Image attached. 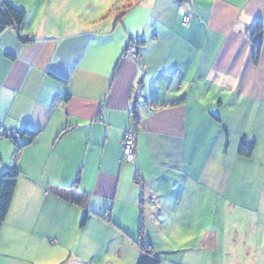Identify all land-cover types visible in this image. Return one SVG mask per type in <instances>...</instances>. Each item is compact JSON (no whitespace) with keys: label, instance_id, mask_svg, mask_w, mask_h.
<instances>
[{"label":"crops","instance_id":"0c3cea01","mask_svg":"<svg viewBox=\"0 0 264 264\" xmlns=\"http://www.w3.org/2000/svg\"><path fill=\"white\" fill-rule=\"evenodd\" d=\"M2 1L25 19L0 32V128L19 133L16 141L0 136V173L19 172L0 264H95L104 261L105 232L115 263L135 264L140 223H155L143 240L156 253L165 247L158 227L200 223L202 197L206 213L216 210L231 189V162L212 142L202 168V133L215 143L230 127L214 111L225 90L264 102V0ZM131 39L136 56L124 54ZM177 98L183 102L170 104ZM128 128L132 161L122 153ZM209 165L226 187L215 185Z\"/></svg>","mask_w":264,"mask_h":264},{"label":"rangeland","instance_id":"374dc122","mask_svg":"<svg viewBox=\"0 0 264 264\" xmlns=\"http://www.w3.org/2000/svg\"><path fill=\"white\" fill-rule=\"evenodd\" d=\"M221 90L216 87L218 95ZM227 90L223 92L225 95L222 94L223 105L214 111L218 118L228 119L226 122H230V127L226 131L222 130L220 140L215 143L214 135L209 137L208 133H202L199 163L204 168L207 145L213 142L214 147L219 142L216 145L217 152L223 154L222 151L227 149L226 159L231 162L226 164L224 171L233 175L231 189L226 191V197L218 196L216 210L211 209L209 213L206 212L210 201L201 198L200 223H178L179 226H174L172 230L169 228L172 223H164V229L158 227L161 231V245L165 246L161 248L163 251L156 252L162 264H264V102L237 101ZM260 106H263L262 112L254 116V109ZM239 111L244 113L238 114ZM244 137L247 144L255 141L251 156L239 154L241 139ZM210 166L209 171L217 172L219 176L215 185L220 187L223 183L226 187L221 179L223 172L218 167ZM255 202L259 209L253 212L247 204ZM231 206L235 212L225 217V212ZM154 225L143 223V230L147 226L154 232ZM104 235L103 247L99 252L104 261L99 256L94 262L104 264L108 260L117 264L113 259L115 245L111 243V234L105 232ZM198 235L199 241L196 238ZM209 237V243L203 242ZM144 242L148 243L145 239ZM136 247L139 249L138 245Z\"/></svg>","mask_w":264,"mask_h":264},{"label":"trees","instance_id":"16d2710c","mask_svg":"<svg viewBox=\"0 0 264 264\" xmlns=\"http://www.w3.org/2000/svg\"><path fill=\"white\" fill-rule=\"evenodd\" d=\"M25 19V11L23 9L17 8L16 6L8 3L7 1H2L0 3V32L7 28L13 27L15 29H20ZM263 31V26L261 22H256L253 28L252 36V59L253 63L257 64L259 56L261 53L262 38L261 32ZM259 34L258 39L255 40V34ZM135 42L137 47V42ZM138 50V49H137ZM183 102V98H177L171 103ZM164 105V104H163ZM136 119L137 117L134 116ZM138 119V118H137ZM132 129V128H131ZM133 130V129H132ZM134 133V131H133ZM32 137V133H27ZM254 147V141L251 144H247V139L244 137L241 140L239 154L244 156H251ZM18 171L16 170H5L0 173V230L2 224L8 214L12 198L16 188V180L18 177ZM87 218L86 213L82 218V223L85 222ZM138 247H139V257L135 264H161V259L156 255L152 246L143 240V223H140L139 237H138Z\"/></svg>","mask_w":264,"mask_h":264},{"label":"built area","instance_id":"2783aa9c","mask_svg":"<svg viewBox=\"0 0 264 264\" xmlns=\"http://www.w3.org/2000/svg\"><path fill=\"white\" fill-rule=\"evenodd\" d=\"M187 1V0H182ZM191 17L189 13H185L181 18V24L182 25H188L190 22ZM125 55L128 56H136V45L133 41H130L124 51ZM0 136L8 137L12 140H16L19 137V134L14 129H4L0 128ZM122 151L123 156L127 161H132L134 156V136H133V130L131 128H128L124 132L123 140H122Z\"/></svg>","mask_w":264,"mask_h":264},{"label":"clouds","instance_id":"9594fccd","mask_svg":"<svg viewBox=\"0 0 264 264\" xmlns=\"http://www.w3.org/2000/svg\"><path fill=\"white\" fill-rule=\"evenodd\" d=\"M130 41H133V40L131 39ZM134 43H135V42H134ZM135 45H136V44H135ZM136 55H137V47H136ZM18 134H19V133H18ZM18 138H19V137H18ZM18 138H17V139H18ZM9 139H10V138H9ZM17 139H16V140H17ZM11 140H12V139H11ZM16 140H12V141H16Z\"/></svg>","mask_w":264,"mask_h":264}]
</instances>
